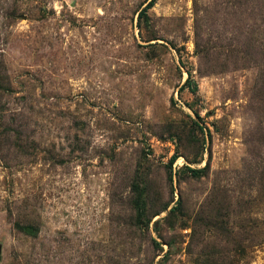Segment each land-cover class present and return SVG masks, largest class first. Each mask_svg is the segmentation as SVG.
Here are the masks:
<instances>
[{
  "label": "rangeland",
  "instance_id": "374dc122",
  "mask_svg": "<svg viewBox=\"0 0 264 264\" xmlns=\"http://www.w3.org/2000/svg\"><path fill=\"white\" fill-rule=\"evenodd\" d=\"M257 173L264 0H0V264H264Z\"/></svg>",
  "mask_w": 264,
  "mask_h": 264
},
{
  "label": "trees",
  "instance_id": "16d2710c",
  "mask_svg": "<svg viewBox=\"0 0 264 264\" xmlns=\"http://www.w3.org/2000/svg\"><path fill=\"white\" fill-rule=\"evenodd\" d=\"M151 4H149L146 8H148ZM175 161V158L172 159V163ZM263 176L260 174V173H257L256 175L254 176H251L249 177V180L247 181V187H250L252 189V186H254V183L255 184H258V185H263Z\"/></svg>",
  "mask_w": 264,
  "mask_h": 264
}]
</instances>
